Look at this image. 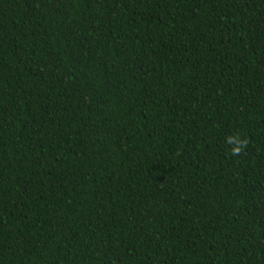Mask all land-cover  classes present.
Returning a JSON list of instances; mask_svg holds the SVG:
<instances>
[{
    "label": "trees",
    "instance_id": "obj_1",
    "mask_svg": "<svg viewBox=\"0 0 264 264\" xmlns=\"http://www.w3.org/2000/svg\"><path fill=\"white\" fill-rule=\"evenodd\" d=\"M0 264H264V0H0Z\"/></svg>",
    "mask_w": 264,
    "mask_h": 264
},
{
    "label": "clouds",
    "instance_id": "obj_2",
    "mask_svg": "<svg viewBox=\"0 0 264 264\" xmlns=\"http://www.w3.org/2000/svg\"><path fill=\"white\" fill-rule=\"evenodd\" d=\"M242 143V142H241ZM239 149L237 148L236 151H238Z\"/></svg>",
    "mask_w": 264,
    "mask_h": 264
}]
</instances>
